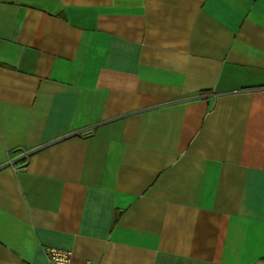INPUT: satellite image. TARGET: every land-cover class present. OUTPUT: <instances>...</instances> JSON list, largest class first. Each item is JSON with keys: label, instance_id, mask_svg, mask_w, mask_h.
<instances>
[{"label": "crops", "instance_id": "obj_1", "mask_svg": "<svg viewBox=\"0 0 264 264\" xmlns=\"http://www.w3.org/2000/svg\"><path fill=\"white\" fill-rule=\"evenodd\" d=\"M46 247L264 264V0H0V264Z\"/></svg>", "mask_w": 264, "mask_h": 264}, {"label": "built area", "instance_id": "obj_2", "mask_svg": "<svg viewBox=\"0 0 264 264\" xmlns=\"http://www.w3.org/2000/svg\"><path fill=\"white\" fill-rule=\"evenodd\" d=\"M16 171L22 170L24 167H14ZM46 256V264H96L91 260H85L83 262H76L73 257V253L69 250L57 248V247H46L44 249Z\"/></svg>", "mask_w": 264, "mask_h": 264}]
</instances>
